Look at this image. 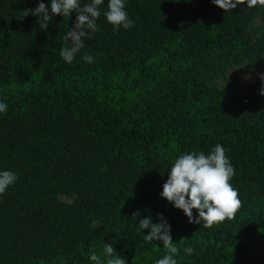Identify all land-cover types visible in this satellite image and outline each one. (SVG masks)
I'll return each mask as SVG.
<instances>
[{
    "label": "trees",
    "instance_id": "1",
    "mask_svg": "<svg viewBox=\"0 0 264 264\" xmlns=\"http://www.w3.org/2000/svg\"><path fill=\"white\" fill-rule=\"evenodd\" d=\"M39 2L0 0V171L17 176L0 195V264H94L105 243L126 264H155L167 250L139 221L158 214L178 264H264V6L125 0L134 27L114 31L104 0L69 64L75 13L47 31L18 20ZM231 70L255 78L238 87ZM218 143L242 206L204 228L160 193L176 158Z\"/></svg>",
    "mask_w": 264,
    "mask_h": 264
},
{
    "label": "clouds",
    "instance_id": "2",
    "mask_svg": "<svg viewBox=\"0 0 264 264\" xmlns=\"http://www.w3.org/2000/svg\"><path fill=\"white\" fill-rule=\"evenodd\" d=\"M103 3L104 0H89L81 6L80 0H50L49 6L40 0L37 7L25 8L18 20L23 21L28 15H34L38 18L40 29L47 31L48 24L54 16L70 17L72 13H75V22L63 37L66 43L70 41L71 46L63 47L60 51L63 60L71 64L76 54L85 46V40L91 39L92 34L99 30L97 19L101 16L100 6ZM212 3L226 13L244 4L248 8L264 6V0H212ZM125 8V0H108L107 10L103 15L113 26L114 31L134 27V21L129 18ZM83 59L91 64L94 58L91 55H85ZM260 80L259 94L264 96V74H260ZM7 108L6 103L0 102V113H6ZM234 175L235 169L226 156L224 147L218 143L207 155L193 151L176 158L163 184L160 196L172 203L175 208L182 210L189 223L212 228L225 220L234 219L242 206L238 191L229 182ZM16 180L15 173L7 170L0 171V195H3ZM194 209L198 213L195 217ZM137 216H139L138 212L133 213V217ZM158 218L160 222L155 224L150 217L139 221L141 229H150L143 238L149 243L158 240L167 250L162 258L155 261V264H178L175 257L179 254V249L172 241L171 226L163 215L158 214ZM184 251L190 255L194 249L189 246ZM103 252L104 260L95 253L91 254L90 260L94 264H126L123 256L116 255L112 243H105Z\"/></svg>",
    "mask_w": 264,
    "mask_h": 264
},
{
    "label": "rangeland",
    "instance_id": "3",
    "mask_svg": "<svg viewBox=\"0 0 264 264\" xmlns=\"http://www.w3.org/2000/svg\"><path fill=\"white\" fill-rule=\"evenodd\" d=\"M253 78H255L253 75L243 74L236 70H231L229 72V79L238 87H240L244 81H248Z\"/></svg>",
    "mask_w": 264,
    "mask_h": 264
}]
</instances>
